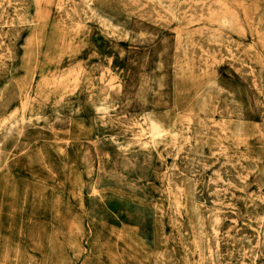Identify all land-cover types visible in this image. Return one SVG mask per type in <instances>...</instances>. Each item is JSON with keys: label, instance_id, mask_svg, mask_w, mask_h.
Listing matches in <instances>:
<instances>
[{"label": "rangeland", "instance_id": "374dc122", "mask_svg": "<svg viewBox=\"0 0 264 264\" xmlns=\"http://www.w3.org/2000/svg\"><path fill=\"white\" fill-rule=\"evenodd\" d=\"M263 246L264 0H0V264Z\"/></svg>", "mask_w": 264, "mask_h": 264}, {"label": "bare ground", "instance_id": "6f19581e", "mask_svg": "<svg viewBox=\"0 0 264 264\" xmlns=\"http://www.w3.org/2000/svg\"><path fill=\"white\" fill-rule=\"evenodd\" d=\"M61 36H63L61 33H59V37H61ZM78 57V56H77ZM84 71V70H83ZM108 73V72H107ZM110 73V72H109ZM67 74V73H66ZM101 74V73H100ZM102 74H103V76H104V73L102 72ZM75 75V74H74ZM92 77V76H91ZM61 78V77H60ZM60 78H58V79H60ZM79 78V77H78ZM114 78H115V76H114ZM62 79V78H61ZM74 79V78H73ZM101 79H102V77H101ZM112 79V78H111ZM57 80V79H56ZM97 80H98V78H97ZM106 80V79H105ZM114 80H116V79H114ZM58 81V80H57ZM86 81H88V80H86ZM90 81V80H89ZM88 81V82H89ZM101 81V80H100ZM103 81V80H102ZM118 81V80H117ZM72 82V81H71ZM73 82H76V80L75 81H73ZM91 82V81H90ZM89 82V83H90ZM109 82V81H108ZM70 83V82H69ZM52 84V83H51ZM56 84V83H55ZM54 84V85H55ZM76 84V83H75ZM92 84V83H91ZM67 85H68V83H67ZM74 85V84H73ZM78 85V84H77ZM87 85H88V83H87ZM90 85V84H89ZM101 85V84H100ZM108 85V84H107ZM57 86V85H56ZM98 86V85H97ZM51 87V86H50ZM100 87V86H99ZM104 87H105V85H104ZM103 87V88H104ZM116 88H119L118 90H119V92H120V88H121V85L120 84H118L117 85V87ZM46 90V89H45ZM49 90V89H48ZM52 90V89H51ZM50 90V91H51ZM67 90H69V89H67ZM66 90V91H67ZM92 90V89H91ZM95 90V89H94ZM110 90V89H109ZM86 91V90H85ZM35 92H37V91H35ZM53 92H55V91H53ZM52 92V93H53ZM89 92V91H88ZM106 92V91H105ZM109 92V94H110V91H108ZM44 93V92H43ZM48 94H49V92H47ZM51 93V92H50ZM55 93H57V92H55ZM91 93V92H90ZM60 94V93H59ZM114 94V93H113ZM119 94V93H118ZM34 95H36V94H34ZM52 95V94H51ZM108 94H102V93H96V94H94L93 92L89 95L90 96V98L91 99H94V98H99L100 99V102H101V104H99V105H103V110H104V112H108V111H110V110H117L116 108L118 107V117H113V116H106L105 118H104V120H103V123H111V125L113 126V125H115V127L117 126V128H119V130H120V128H121V132H122V134H126V133H128V130H132V127H127L128 125H127V122H128V118L129 117H131V115L130 114H125V113H123V110L122 109H120L121 107L119 106L120 104H119V101H118V99H116V98H112V97H110L109 95L107 96ZM46 97H47V95H45ZM119 96V95H118ZM42 97V96H41ZM45 97V98H46ZM53 98H54V96H53ZM45 100V99H44ZM49 100V99H48ZM47 100V101H48ZM41 101V100H40ZM43 101V100H42ZM43 102H45V101H43ZM46 103V102H45ZM58 103V102H57ZM43 105V104H42ZM54 105V104H53ZM57 106V105H56ZM43 108V107H42ZM45 108V107H44ZM101 108V107H100ZM135 108H137L138 110H140V112L141 111H148L146 108L147 107H145V106H138V107H135ZM127 110V109H126ZM113 112V111H112ZM107 115H109V114H107ZM139 119V118H138ZM133 121H134V119H133ZM143 121V120H142ZM136 122H137V120H136ZM190 122V121H189ZM189 122H187V123H189ZM126 123V124H125ZM185 123V122H184ZM154 124V123H153ZM106 125V124H105ZM137 125V124H136ZM135 125V126H136ZM204 125V124H203ZM131 126V125H130ZM183 126V125H182ZM214 126V125H213ZM212 126V127H213ZM243 126V125H242ZM127 127V128H126ZM139 127V125L137 126V128ZM179 127V126H178ZM214 127H216V126H214ZM224 127H225V125H224ZM241 127V126H240ZM222 128V127H221ZM226 128V127H225ZM236 128H239V127H236ZM249 129V128H248ZM222 130V129H221ZM229 130V129H228ZM233 130V129H232ZM238 130V129H237ZM118 131V130H117ZM179 131V130H178ZM242 131V130H241ZM222 132V131H221ZM228 132V131H227ZM232 132V131H231ZM179 134H180V132H178ZM182 133V132H181ZM194 133V132H193ZM219 133V132H218ZM236 133V132H235ZM83 134V133H82ZM117 134V133H116ZM120 134V133H119ZM178 134V135H179ZM231 134V133H230ZM181 135H184V133L183 134H181ZM233 135V134H232ZM133 136V135H132ZM213 136V135H212ZM218 136V135H217ZM231 136V135H230ZM222 137V136H221ZM243 137V136H242ZM216 138V137H215ZM218 138V137H217ZM231 138V137H230ZM237 138V137H236ZM224 139V138H223ZM215 142H216V140H215ZM227 142V141H226ZM185 143V142H184ZM196 143V142H195ZM194 143V144H195ZM224 143V142H223ZM203 145V144H202ZM206 145V144H205ZM220 145V144H219ZM218 146V145H217ZM180 147H182V146H180ZM218 147H220V146H218ZM217 147V148H218ZM213 149V148H212ZM226 149V148H225ZM227 150V149H226ZM222 151V150H221ZM225 151V150H224ZM176 165V164H175ZM182 174V173H181ZM177 183V182H176ZM103 189V188H102ZM168 204V203H167ZM199 204V203H198ZM178 206V205H177ZM209 206V205H208ZM173 207V206H172ZM178 208V207H177ZM178 213V212H177ZM215 229V228H214ZM201 231V230H200ZM194 242V241H193ZM195 244V243H194ZM264 247V246H263ZM155 262V261H154Z\"/></svg>", "mask_w": 264, "mask_h": 264}]
</instances>
